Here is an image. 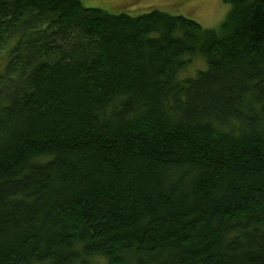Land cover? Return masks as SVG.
<instances>
[{
	"label": "trees",
	"instance_id": "16d2710c",
	"mask_svg": "<svg viewBox=\"0 0 264 264\" xmlns=\"http://www.w3.org/2000/svg\"><path fill=\"white\" fill-rule=\"evenodd\" d=\"M224 1L0 0V264H264V0Z\"/></svg>",
	"mask_w": 264,
	"mask_h": 264
},
{
	"label": "rangeland",
	"instance_id": "374dc122",
	"mask_svg": "<svg viewBox=\"0 0 264 264\" xmlns=\"http://www.w3.org/2000/svg\"><path fill=\"white\" fill-rule=\"evenodd\" d=\"M86 8H98L110 14L140 16L159 10L174 16H184L207 29H218L226 19L229 5L224 0H79ZM2 57V56H1ZM3 60V58H2ZM0 60V68L3 67ZM2 66V67H1ZM203 62L185 73L193 75ZM189 70V69H188ZM192 71V72H191ZM190 72V73H189Z\"/></svg>",
	"mask_w": 264,
	"mask_h": 264
}]
</instances>
